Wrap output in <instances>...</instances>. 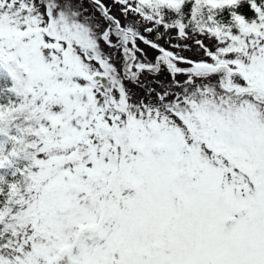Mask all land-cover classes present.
I'll return each instance as SVG.
<instances>
[{
    "label": "snow or ice",
    "instance_id": "obj_1",
    "mask_svg": "<svg viewBox=\"0 0 264 264\" xmlns=\"http://www.w3.org/2000/svg\"><path fill=\"white\" fill-rule=\"evenodd\" d=\"M0 264H264V0H0Z\"/></svg>",
    "mask_w": 264,
    "mask_h": 264
}]
</instances>
